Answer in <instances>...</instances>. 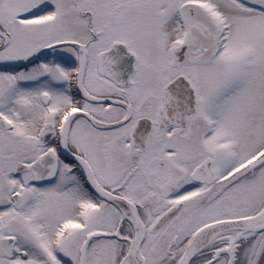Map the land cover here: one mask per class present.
<instances>
[{"label":"snow or ice","instance_id":"1","mask_svg":"<svg viewBox=\"0 0 264 264\" xmlns=\"http://www.w3.org/2000/svg\"><path fill=\"white\" fill-rule=\"evenodd\" d=\"M0 264H264V0H0Z\"/></svg>","mask_w":264,"mask_h":264}]
</instances>
